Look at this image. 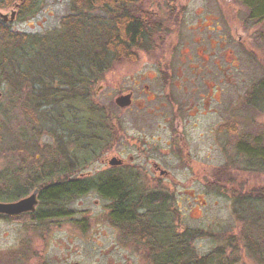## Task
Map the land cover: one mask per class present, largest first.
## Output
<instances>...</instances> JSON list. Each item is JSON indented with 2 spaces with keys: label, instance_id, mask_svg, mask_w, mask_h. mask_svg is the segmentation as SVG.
<instances>
[{
  "label": "rangeland",
  "instance_id": "374dc122",
  "mask_svg": "<svg viewBox=\"0 0 264 264\" xmlns=\"http://www.w3.org/2000/svg\"><path fill=\"white\" fill-rule=\"evenodd\" d=\"M70 7L71 0H42L34 16L13 19L12 28L49 33ZM146 7L166 31L154 50L115 63L91 86V106L108 113L117 134L110 149L75 176L118 168L108 163L116 156L124 163L117 173L171 195L167 217L179 231L224 234L223 240H195L198 256L222 244L236 264H257L240 240L226 243L239 236L243 224L229 192L221 195L209 185L229 162L226 172L244 180L245 188L264 185V162L239 148L240 142L242 147L264 143V111L249 107L245 97L264 77V0H146ZM12 11L0 14L8 18ZM128 93L132 104L117 105L116 98ZM0 94L1 188L9 173L23 182L35 176L36 163L50 159L57 142L45 101L29 100L25 88L6 82L0 83ZM87 126L82 129L90 133ZM12 199L0 197L19 200ZM109 204L91 193L68 205L65 216L37 219L43 209L38 201L35 211L0 217V264H149L148 247L124 239L109 222Z\"/></svg>",
  "mask_w": 264,
  "mask_h": 264
},
{
  "label": "trees",
  "instance_id": "16d2710c",
  "mask_svg": "<svg viewBox=\"0 0 264 264\" xmlns=\"http://www.w3.org/2000/svg\"><path fill=\"white\" fill-rule=\"evenodd\" d=\"M41 5L42 0H0V9H13L8 18L0 14V83L25 88L29 100L46 102L39 105L49 107L48 123L57 148L50 159L37 160L38 173L24 182L21 175L4 176L0 197L15 200L30 189H39L43 209L37 219L45 220L65 216L72 202L98 193L109 200L108 220L121 236L148 247L149 264H236L237 258L229 256L222 244L198 256L195 240H223L224 234L190 228L179 231L167 217L171 195L136 184L132 174L117 173L124 165L75 176L110 149L117 134L108 113L91 106V86L115 63L136 61L139 51L154 50L156 38L166 31L162 20L146 7V0H71L70 12L49 33L12 28L13 19L26 20ZM245 97L249 107L264 111V77ZM240 143L246 157L264 162V143L259 147ZM229 165L218 170L209 185L221 195L229 192L234 214L243 224L239 236L225 241L230 245L240 240L257 264H264V185L245 188L244 180L226 172ZM13 189L18 191L11 194Z\"/></svg>",
  "mask_w": 264,
  "mask_h": 264
},
{
  "label": "water",
  "instance_id": "95a60500",
  "mask_svg": "<svg viewBox=\"0 0 264 264\" xmlns=\"http://www.w3.org/2000/svg\"><path fill=\"white\" fill-rule=\"evenodd\" d=\"M1 95V94H0ZM132 93L120 95L116 98V104L120 107H128L132 104ZM110 166H118L123 163V160L114 156L108 161ZM166 171L162 170L161 174H165ZM39 189H35L31 194L13 202L0 201V214L5 215H19L22 213L35 211L38 205ZM79 264V263H75Z\"/></svg>",
  "mask_w": 264,
  "mask_h": 264
},
{
  "label": "flooded vegetation",
  "instance_id": "af4514ba",
  "mask_svg": "<svg viewBox=\"0 0 264 264\" xmlns=\"http://www.w3.org/2000/svg\"><path fill=\"white\" fill-rule=\"evenodd\" d=\"M124 163H122L121 165H123ZM121 165H118V166H121ZM157 169H160V167L158 166ZM166 174V173H165Z\"/></svg>",
  "mask_w": 264,
  "mask_h": 264
}]
</instances>
